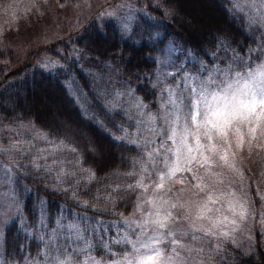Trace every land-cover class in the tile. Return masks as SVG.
<instances>
[{"label":"trees","instance_id":"1","mask_svg":"<svg viewBox=\"0 0 264 264\" xmlns=\"http://www.w3.org/2000/svg\"><path fill=\"white\" fill-rule=\"evenodd\" d=\"M195 22L205 24L196 27ZM247 24L229 0H156L155 5H145L126 35L112 19L88 22L69 39L72 55L49 50L60 58V64L51 69L30 56L19 62L10 50H0V123L32 125L50 140L75 146L80 160L79 166L75 165L77 154L66 152L76 177L66 178L63 184L53 180L45 185L43 170L37 173L27 163L22 169L25 175L15 174L14 195L21 202L23 217L3 230L4 261L26 264L38 254L42 242L36 221L41 201L46 202L48 223L62 208L67 209L64 214L68 218L76 219L73 213H79L92 218V224L106 222L98 236L91 235V251L102 258L112 257L109 248L122 253L128 244L114 243L113 226L132 211L137 189L128 185H135L138 176L128 174L139 171L134 161L143 153L114 138L123 135L120 125L129 133L136 129L122 114L108 115L99 93L103 88L131 89L132 95L148 106L145 111L154 113L157 91L153 75L157 56L167 41L182 42L203 66L242 70L251 67L264 44L259 29ZM77 167L94 171L95 180L86 183L80 179L75 185L72 181L81 177ZM74 188L79 202L73 199ZM83 201L88 202L87 207ZM220 253L216 264H264V249L259 244L249 256L231 245H225Z\"/></svg>","mask_w":264,"mask_h":264},{"label":"snow or ice","instance_id":"2","mask_svg":"<svg viewBox=\"0 0 264 264\" xmlns=\"http://www.w3.org/2000/svg\"><path fill=\"white\" fill-rule=\"evenodd\" d=\"M232 2L233 0H229V3ZM247 2L255 4L256 0ZM259 3L264 6V0H259ZM261 19H264V13L261 14ZM208 71L212 75L206 79L188 76L185 77L183 88L167 89V99L155 114L150 109L145 111L148 106L133 96L131 89L121 92L115 88H103L99 93L102 107L108 115L122 114L136 129L134 133H129L120 125L123 135L114 138L135 146L143 153L140 160L134 161L139 171L128 174L138 176L137 183L128 187L133 190L143 189L144 193L143 202L137 205V210L142 214L139 220L125 221L136 239H130L125 233L122 241H114L130 244L132 248L130 254L114 264H197L196 257L204 252V247H188L177 237L187 236L201 245L207 239L211 245L209 238L228 235L227 232L217 231L227 218H213L210 215L213 211L210 205L220 203L225 196L234 197V193L223 190L222 173L213 171V168L217 166V161L222 162L221 166L233 167L229 161L233 140L239 147L242 146L246 134L251 139H256L258 135L264 136V64L245 73L236 72L234 75H230L231 69L227 72L220 68ZM217 73L221 75L219 80ZM33 139L42 140L51 146L37 151L47 152L52 157V164L47 163L48 156L39 155L29 159L32 169L37 173L43 170L51 174L55 167V179L61 184L66 182V178L76 177V171H65L64 159L57 157V153L77 154L74 163L79 166L80 160L75 146L63 140H50L47 133L39 130H36ZM13 147L18 151L31 152L34 145L25 141ZM89 150H93V147L90 146ZM40 160L45 163L41 164ZM194 166L204 170V176L199 177L194 186L199 190L197 195L203 193L204 199L173 202L167 198L171 188H165L166 181L185 171L192 173L194 179H197ZM77 171L81 173V177L72 181L77 186L80 179L91 183L96 178L91 169L77 167ZM12 175L11 169H5L3 162H0V184L5 183V178L11 180ZM149 188L152 189L151 194ZM57 190L67 191L60 188ZM2 196L0 193V197ZM73 199L79 202L75 188ZM227 202L230 211L235 213L239 208V215L244 216V207L239 201L233 198ZM13 203L18 201L13 198ZM82 203L85 207L88 206L87 201ZM144 205L149 207L146 209ZM173 210H176L175 214ZM37 211V227L48 237L45 239L44 235H39V240L46 249L41 253L44 264H81L73 260L72 253L86 257L82 264H99L88 253L91 244L84 233H98L99 228L106 222L97 221L92 224V218L79 213H73L76 219L68 220L64 214L67 209L62 208L55 218V226L49 228L46 202L41 201ZM182 223L187 224L186 231L179 229Z\"/></svg>","mask_w":264,"mask_h":264},{"label":"rangeland","instance_id":"3","mask_svg":"<svg viewBox=\"0 0 264 264\" xmlns=\"http://www.w3.org/2000/svg\"><path fill=\"white\" fill-rule=\"evenodd\" d=\"M147 3L155 5L156 0H0V50H10L19 62L30 56L46 69H51L60 64V58L50 53L49 50H52L53 53L64 54L65 57L72 55L73 45L69 39L82 30L88 22L100 24L102 21L112 19L120 32L126 35L129 34L137 15L145 11ZM233 6L244 15L246 23L255 26L264 35V19H261L264 6L259 3V0H256L255 4H250L247 0H233ZM204 22H195V25L200 27L205 24ZM260 49L256 53V60L251 67L236 70L229 66L206 67L204 65L202 67L203 64L192 56L182 42L175 41V39L167 41L157 56L153 75L152 84L155 85L157 91V111L154 114L160 111V106L166 101L167 89L183 88L185 77L206 79L212 75L208 70L213 68L224 69L226 72L231 69L230 75H234L236 72L251 71L258 65L264 64V44ZM216 77L219 80L221 75L217 73ZM51 106L53 105L50 104L48 107L51 108ZM36 130L29 124L7 125L0 123V162H3L5 169H11L13 173L11 180L5 178V183L0 184V193L3 194L0 197V264H13L6 263L3 259V230L16 218L23 217L21 202L14 195L13 183L15 174L25 175V172L22 170L24 167L17 166L29 164L30 158H36L39 155L48 156L47 163L52 164V157L47 152L39 153L37 151V149H47L51 146L42 140L33 139ZM244 131L246 132V129ZM76 139L87 149V144L80 137H76ZM25 141L34 145L33 154L28 151H18L13 147ZM57 157L64 159V169L70 171L71 159L66 157V152L57 153ZM229 161L233 167L221 166L222 162L217 161V166L213 168V171L222 173L224 184L221 187L226 192L234 193V197L225 196L220 203L210 205L213 209L210 215L213 218H227L224 225L217 231L227 232L228 235L209 238L212 241L211 245L208 244L207 239L201 245L199 242L192 241L190 237H177L181 243L188 247H204V252L196 257L197 264H216V256L219 254L218 257H220V252L225 245H231L232 248L246 256L254 254L257 244L264 249V136L258 135L256 139H251L246 134L242 146L239 147L233 140ZM39 162L45 163L44 160ZM193 171L196 173L197 179H194L192 173L185 171L177 173L171 180L166 181L165 188H171L167 198L173 202L204 199V194L197 195L199 190L194 187L198 178L204 176V170L194 166ZM55 176V167L50 175L43 171L44 184L48 185V182H53V180L58 182ZM38 180L41 182L42 179L39 177ZM145 182H148L147 178ZM151 192L152 189L149 188V194ZM162 194L160 193V195ZM143 195V189H137L132 211L114 223L113 238L116 241H122L125 233L130 239H136V235L125 221L139 220L142 214L137 210V205L143 202ZM13 198L18 203H13ZM233 198L243 205V217L239 215V208L235 213L229 210L227 201ZM144 207L147 209L149 206L144 205ZM175 211L173 210L174 214ZM57 216L55 215V218ZM55 218L48 223L49 228L55 226ZM68 220H74V217H69ZM132 227L134 228L135 225ZM187 228L186 223L179 225L181 231H186ZM100 230L101 227L98 233H84L90 244L91 235L95 233L98 236ZM136 231L138 232L139 229ZM39 235H44L45 239L48 238L42 229ZM217 245L219 246L218 250ZM109 250L112 252L111 258L97 256L91 251V247L88 253L99 264H114L115 261L122 260L124 256L130 254L132 248L128 244L120 254L110 248ZM44 251L46 249L42 243L38 254L29 259L26 264H44V257L41 255ZM72 256L74 261H79L81 264L86 259L85 256H76L75 253H72Z\"/></svg>","mask_w":264,"mask_h":264}]
</instances>
